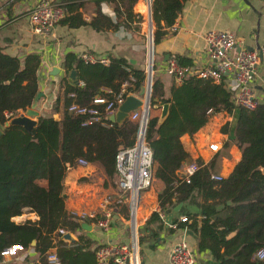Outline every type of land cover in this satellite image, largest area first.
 Returning a JSON list of instances; mask_svg holds the SVG:
<instances>
[{
	"label": "trees",
	"instance_id": "1",
	"mask_svg": "<svg viewBox=\"0 0 264 264\" xmlns=\"http://www.w3.org/2000/svg\"><path fill=\"white\" fill-rule=\"evenodd\" d=\"M65 1L67 13L60 21L70 27L92 25L99 30L120 25L131 27V22L144 19L134 11L138 0H108L114 3L115 17L103 12L102 0H96L99 8L91 20L78 10L83 0ZM186 1L151 0L155 47L167 34L166 27L175 23ZM175 57L182 64L192 63L181 55ZM40 63L38 53L21 58L0 44L1 125L37 101ZM63 65L66 74L60 80L62 92L52 105V111L61 112L60 116L40 113L31 130L21 124H10L0 135V259L2 250L10 245L34 246L42 255L57 245L62 264H96L100 244L92 248L91 239L83 233L75 241L61 237L66 231L79 233L83 228L80 216L66 207L63 193L66 171L84 159L99 163L107 178L113 180L119 148L133 144L136 137H129L133 121L130 117L120 124L103 113L107 123H85L86 115L74 113L69 106L73 102L93 106L97 104L94 102L97 95L112 97L107 87L119 91L124 82H128L126 95L139 93L147 74L144 68L134 66L121 55H112L105 64L85 62L79 54L69 51ZM72 69L77 70L76 81L69 75ZM172 80L167 92L163 77L153 75L151 106L169 103V107L162 120L150 108L146 128V139L153 150L154 177L165 183L159 193L160 207L166 211L170 205L184 203L179 214L195 218L198 250L214 255L209 264H264V259L255 258V252L264 247V102L254 109L237 106L225 84L210 78L190 76L176 83L173 76ZM97 106L104 109L103 103ZM235 109L238 117L233 136L225 142L226 146L235 142L242 151L234 170L226 177H212L213 173L219 174L220 158L226 153L221 151L209 162L197 158L199 167L191 175V181L183 180L178 170L186 160H192L183 134L193 136L218 112L232 113ZM7 113H11L9 117ZM134 125L138 129V123ZM222 131L231 132L230 122L223 124ZM200 193L202 201L198 200ZM192 203L198 205L197 210L189 208ZM26 206L36 211L39 219L13 220ZM199 214H203L200 224L196 219ZM164 220L160 210H155L147 224L150 227L157 223L161 228ZM185 222L188 221H179L180 227ZM231 232L234 234L230 235ZM156 234L154 231L153 235ZM42 259L46 261V256Z\"/></svg>",
	"mask_w": 264,
	"mask_h": 264
},
{
	"label": "crops",
	"instance_id": "2",
	"mask_svg": "<svg viewBox=\"0 0 264 264\" xmlns=\"http://www.w3.org/2000/svg\"><path fill=\"white\" fill-rule=\"evenodd\" d=\"M36 1L0 0V44H3L8 52L21 58H24L28 53L40 54L39 88L43 93L37 99L36 108L40 110L41 114L55 113L52 111V105L55 103L57 94L62 92L60 80L66 74L63 62L69 51L79 55L83 51H89L97 56L109 58L112 55L125 56L134 66L144 68L147 74L151 29L148 19V0H138L134 5L135 13L142 14L144 19L141 22L137 20L131 22V27L120 25L118 28L109 27L99 30L92 25L70 27L67 23L60 21L48 35L38 34L33 29L31 11ZM100 7L103 12L115 17L114 3L102 0ZM98 8L96 0H83L78 10L87 20H91L97 14ZM175 24L177 25L176 29L167 26V34L156 47L154 44V64L157 66L153 68L155 73L163 77L167 92H169L173 76L162 68L169 58L181 55L194 64L210 63L205 42V34L210 29H226L233 31L238 36V42L231 50L232 54L242 48H258L264 40V0H187ZM153 25L154 31V21ZM56 67L59 68V72H55ZM175 81L180 83L176 79ZM253 84L256 96L260 102H264V59L256 66ZM60 103L62 108V100ZM161 109L162 107L157 103L151 109V113L161 114ZM48 111L49 113H46ZM55 114L59 117L61 112ZM237 117L238 109L232 113L218 112L193 136L189 133L182 136L191 157L201 156L204 162H209L216 153L206 145L207 139H222L224 145L218 152L226 153L220 158V168L217 172L224 177L230 175L242 157V151L235 142L232 141L229 146L225 145L226 140L233 136L231 133L234 131ZM226 122H230L231 132L222 131L221 125ZM183 170L185 169L179 168L178 173L181 175ZM117 180V174L113 180H109L104 168L99 163L90 162L69 166L64 178L67 209L75 213L84 209H97L99 216H103L106 195L117 193L119 190ZM43 182L46 183L45 180ZM153 182L154 184L139 193L136 228L132 226L130 204L114 202L111 225L108 228H102L96 223H91L92 227L89 229L81 228L79 233L72 232L76 240H78V235L83 233L91 239L92 248L109 241L132 243L136 231L140 264H170L172 245L185 239L195 250L196 264L211 263L214 258L213 253L198 250L199 230L197 231L195 228L194 217L184 224L181 223V227L177 229H172L166 220L161 228L157 223L148 226L147 220L153 211L160 210V214L164 213L161 211L159 193L164 189L165 183L157 177ZM198 200H204L201 193L198 195ZM175 206L168 207L165 218ZM189 208L197 210L198 205L192 203L189 204ZM179 210L176 211L174 217L181 216ZM202 218L203 214L196 217L199 224ZM12 219L16 222H24L27 219L36 221L39 219V215L26 206L22 213L14 215ZM154 231H157L158 234L153 235ZM233 234L234 232L230 233V235ZM142 237H145V240H141ZM35 243L32 241L33 245ZM10 246H15L16 257L3 255L0 264H35L37 261H40L41 264H62L61 261L54 263L42 259L43 256L47 257L49 252L57 251V245L52 246L44 255L34 246L24 247L17 244Z\"/></svg>",
	"mask_w": 264,
	"mask_h": 264
},
{
	"label": "built area",
	"instance_id": "3",
	"mask_svg": "<svg viewBox=\"0 0 264 264\" xmlns=\"http://www.w3.org/2000/svg\"><path fill=\"white\" fill-rule=\"evenodd\" d=\"M81 1V0H69ZM65 0H37L31 11V20L33 29L41 35H48L55 26L65 16L66 8ZM176 29L177 25L173 23L170 26ZM238 36L230 30L226 29H210L205 34L206 50L210 57V63L200 64H182L176 57L169 58L163 70L175 77L179 82L190 76L198 78H210L215 82H223L231 91L232 100L235 105L242 106L247 109H254L260 100L256 96L253 79L257 64L264 59V40L258 48H242L232 54L231 50L238 42ZM85 62H103L108 64L109 57L97 56L89 51L80 53ZM128 82H124L119 91L107 87L106 91L112 94L111 98L97 95L94 102L104 104L102 110L97 104L91 106L73 102L69 109L76 114H85V123L103 122L107 123L103 118L110 117L126 97ZM134 93V92H131ZM138 94V93H135ZM152 94V93H151ZM151 108V107H150ZM11 113H7L9 117ZM149 117V115H148ZM147 117V118H148ZM131 120H137L138 132L136 140L131 145H124L119 148L116 154V173L118 176V192L109 193L104 200V215L99 216L97 209H84L78 212L80 219L96 223L102 228H108L112 223V206L113 203L130 204V215L132 226L136 228V210L139 200L140 191L148 188L154 179V157L153 150L146 139V128L143 117V109L136 108L130 114ZM148 121V119H147ZM206 145L212 152H218L222 149L224 142L222 139L208 138ZM201 156H198L199 158ZM197 158L186 160L180 169L183 170L184 176L180 175L183 180L191 181V175L199 167ZM79 164H88L84 159H80ZM213 178H221V174H212ZM164 213L161 216L165 218L167 210L161 209ZM188 215H181L179 219H172L169 226L174 229L180 228L179 221H190ZM132 243L123 241H109L102 243L96 249L97 264H140L139 247L136 231ZM15 246H8L2 250V255L14 254ZM255 258L264 259V247L259 248L255 252ZM46 259L49 262L59 263L60 258L58 252L51 251L47 254ZM170 264H196V253L193 246L185 239L175 242L170 250ZM35 264H41L37 261Z\"/></svg>",
	"mask_w": 264,
	"mask_h": 264
},
{
	"label": "water",
	"instance_id": "4",
	"mask_svg": "<svg viewBox=\"0 0 264 264\" xmlns=\"http://www.w3.org/2000/svg\"><path fill=\"white\" fill-rule=\"evenodd\" d=\"M148 19L150 22V47H149V66L147 69V76H146V84L142 87L141 91L138 94L135 93H128L125 97V99L118 104L117 109L114 113L110 115V119L112 121H116L118 123H123L127 118L130 117L131 112L136 108H142L143 109V117L145 120V123H147V117L150 113V107H151V93H152V79H153V73H154V37H153V16H152V3L151 0H148ZM55 72H59V68H55ZM70 77L73 80H77V70L72 69L70 71ZM43 92L38 93V98L42 95ZM37 101L32 103L29 107H27L25 110L20 111L18 114L12 116L10 119H8L4 125L0 124V135L3 133L4 128L10 124H21L26 129L31 130L33 126L37 123V118L40 115V110L36 108ZM169 103H164L162 105L161 114H160V120L164 119L167 111H168ZM182 176H184V173H181ZM64 193V192H63ZM65 194V193H64ZM231 202V200H229ZM182 206V202H180L178 205H176L174 208H172L169 213L167 214L165 220L167 223H170L171 220L174 218L175 213L179 208ZM80 223L83 228L89 229L92 227V224L84 219H80ZM63 239L67 241H75L76 238L72 234L71 231H66L61 236ZM36 240H33V243H35Z\"/></svg>",
	"mask_w": 264,
	"mask_h": 264
},
{
	"label": "rangeland",
	"instance_id": "5",
	"mask_svg": "<svg viewBox=\"0 0 264 264\" xmlns=\"http://www.w3.org/2000/svg\"><path fill=\"white\" fill-rule=\"evenodd\" d=\"M154 26V25H153ZM154 59H155V57H154ZM150 61V60H149ZM154 63H155V60H154ZM157 65L156 64H154V66L153 67H156ZM155 69H154V73H153V75L155 74ZM153 80V79H152ZM147 82V81H146ZM146 82H145V84H146ZM153 107L151 106V109H152ZM46 113H49V111L48 112H46ZM137 122V121H136ZM135 121H132V122H130V125H129V137L130 138H134V137H137V132H138V129H136L135 128V123H136ZM219 123L218 124H220V121H218ZM224 124V123H223ZM223 124L221 125V126H223ZM216 137L218 136V135H215ZM154 179H155V177H154ZM154 179H153V181H154ZM152 181V184H154V182ZM151 184V185H152ZM150 185V186H151ZM149 186V187H150Z\"/></svg>",
	"mask_w": 264,
	"mask_h": 264
}]
</instances>
